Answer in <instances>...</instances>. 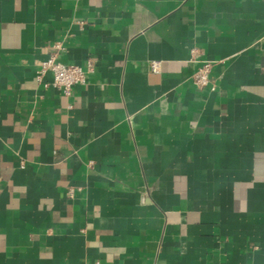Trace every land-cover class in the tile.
Instances as JSON below:
<instances>
[{
    "label": "crops",
    "instance_id": "crops-1",
    "mask_svg": "<svg viewBox=\"0 0 264 264\" xmlns=\"http://www.w3.org/2000/svg\"><path fill=\"white\" fill-rule=\"evenodd\" d=\"M95 261L264 264V0H0V264Z\"/></svg>",
    "mask_w": 264,
    "mask_h": 264
},
{
    "label": "built area",
    "instance_id": "built-area-1",
    "mask_svg": "<svg viewBox=\"0 0 264 264\" xmlns=\"http://www.w3.org/2000/svg\"><path fill=\"white\" fill-rule=\"evenodd\" d=\"M194 51H192V61L198 63V66L191 76L190 80L192 84L198 88H206L210 85V73L213 67L214 61L211 60H198L193 57ZM150 69L153 73H160L161 61L153 60L150 62ZM93 70L91 63H88L86 68H82L77 65L63 64L55 59V55H50L46 60L42 61L38 70L36 71V78L40 82L42 77L46 73H51L52 81L50 84H43L44 87L49 85L55 89L60 90L65 96H70L74 86L85 85L87 81V74ZM89 264H102L99 261H95Z\"/></svg>",
    "mask_w": 264,
    "mask_h": 264
}]
</instances>
